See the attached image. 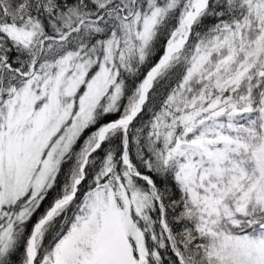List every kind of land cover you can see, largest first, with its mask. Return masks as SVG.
<instances>
[{"label":"snow or ice","instance_id":"obj_1","mask_svg":"<svg viewBox=\"0 0 264 264\" xmlns=\"http://www.w3.org/2000/svg\"><path fill=\"white\" fill-rule=\"evenodd\" d=\"M0 264H264V0H0Z\"/></svg>","mask_w":264,"mask_h":264}]
</instances>
